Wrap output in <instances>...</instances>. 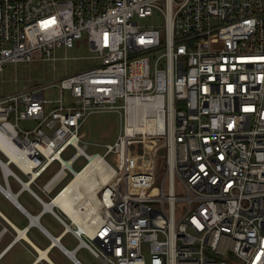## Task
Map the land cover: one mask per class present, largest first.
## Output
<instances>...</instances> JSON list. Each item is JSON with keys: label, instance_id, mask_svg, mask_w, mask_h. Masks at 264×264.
Here are the masks:
<instances>
[{"label": "built area", "instance_id": "1", "mask_svg": "<svg viewBox=\"0 0 264 264\" xmlns=\"http://www.w3.org/2000/svg\"><path fill=\"white\" fill-rule=\"evenodd\" d=\"M82 36L99 64L53 84L59 97L0 96L5 182L38 198L52 165L61 180L97 156L110 178L73 233L103 264H264V0H0V72ZM97 111L121 117L102 154L79 131ZM147 141L157 163H134Z\"/></svg>", "mask_w": 264, "mask_h": 264}, {"label": "crops", "instance_id": "2", "mask_svg": "<svg viewBox=\"0 0 264 264\" xmlns=\"http://www.w3.org/2000/svg\"><path fill=\"white\" fill-rule=\"evenodd\" d=\"M54 165L30 185L38 198L13 178L6 181L10 196L0 189V264H85L78 257L84 246L73 233L76 224L45 205L70 180L58 187L64 179L56 178ZM6 182L0 170V186Z\"/></svg>", "mask_w": 264, "mask_h": 264}, {"label": "rangeland", "instance_id": "3", "mask_svg": "<svg viewBox=\"0 0 264 264\" xmlns=\"http://www.w3.org/2000/svg\"><path fill=\"white\" fill-rule=\"evenodd\" d=\"M159 23H162V19L155 15L151 18H146L140 21V24L143 25ZM94 54L95 53L89 49L86 37L82 36L75 40L71 47L60 46L54 48L51 51V56L54 57V60L52 58L46 59L43 57L35 58L30 62L19 61L17 63H6L3 71L0 72V96L16 91L43 88L42 93L44 98H57L59 97L60 92L57 86L53 84H58L59 80L67 75L98 65L99 59L94 57ZM67 95V91H63L65 101H67ZM17 125L22 129H29L34 125V122L19 119ZM120 128L121 117L118 113L113 111H97L89 114L84 119L79 131L84 134L83 140L88 145L87 152L102 154L104 151L103 145L114 141ZM131 149V158L134 163L139 164L141 155H144L145 162L157 163V160L155 159V161H153V159L154 153L160 151L159 144L147 141L146 144H136ZM72 153L73 149L70 147L61 155V157L67 159ZM0 157L4 159L1 153ZM84 162L85 160L83 157H79L73 163V168L78 169ZM11 167L14 168L13 166ZM163 172L164 166L161 164L158 167V174L160 175ZM19 175L25 179L22 174L19 173ZM70 176L71 173L68 174L58 187L65 183ZM47 177L48 176L45 178ZM78 257L82 259L85 264H103L100 259L94 258L93 254L86 247L81 248Z\"/></svg>", "mask_w": 264, "mask_h": 264}, {"label": "bare ground", "instance_id": "4", "mask_svg": "<svg viewBox=\"0 0 264 264\" xmlns=\"http://www.w3.org/2000/svg\"><path fill=\"white\" fill-rule=\"evenodd\" d=\"M109 178L102 159L93 156L81 169L74 171L71 179L52 197L50 204L45 205L59 206L74 223L88 230L95 218L97 189Z\"/></svg>", "mask_w": 264, "mask_h": 264}, {"label": "trees", "instance_id": "5", "mask_svg": "<svg viewBox=\"0 0 264 264\" xmlns=\"http://www.w3.org/2000/svg\"><path fill=\"white\" fill-rule=\"evenodd\" d=\"M81 168H82V166H80L77 170H79V169H81ZM71 177H72V175L69 177V179H71ZM69 179H68V180H69Z\"/></svg>", "mask_w": 264, "mask_h": 264}, {"label": "water", "instance_id": "6", "mask_svg": "<svg viewBox=\"0 0 264 264\" xmlns=\"http://www.w3.org/2000/svg\"><path fill=\"white\" fill-rule=\"evenodd\" d=\"M51 201L48 202V204H50Z\"/></svg>", "mask_w": 264, "mask_h": 264}]
</instances>
